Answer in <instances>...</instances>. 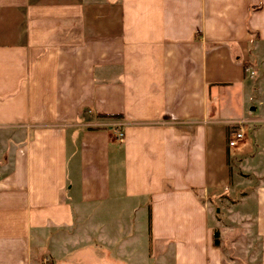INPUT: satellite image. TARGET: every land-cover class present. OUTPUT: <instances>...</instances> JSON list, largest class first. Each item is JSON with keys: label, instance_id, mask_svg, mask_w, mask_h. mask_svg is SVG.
Instances as JSON below:
<instances>
[{"label": "crops", "instance_id": "obj_1", "mask_svg": "<svg viewBox=\"0 0 264 264\" xmlns=\"http://www.w3.org/2000/svg\"><path fill=\"white\" fill-rule=\"evenodd\" d=\"M221 210L264 264V0H0V264H229Z\"/></svg>", "mask_w": 264, "mask_h": 264}, {"label": "rangeland", "instance_id": "obj_2", "mask_svg": "<svg viewBox=\"0 0 264 264\" xmlns=\"http://www.w3.org/2000/svg\"><path fill=\"white\" fill-rule=\"evenodd\" d=\"M224 202V201H223ZM119 211V204H112V208L110 211H108V218L110 219H113L114 215ZM221 210L219 214L220 217H223V218H220L219 219V223L217 224V229H221V230H226V234H225V243L226 245H228V241L231 237H233V235H240V237H238V240L235 242V244L232 246L233 248V251H234V254L236 255L235 259H227V262L229 264H246L247 263V258H246V254H247V248H250V246L248 247V245L251 243V242H247L245 239H246V232L244 231H234L233 234H230L229 232L231 230L230 229V224H228L227 222V219H226V215L224 217V214L226 213V211H223ZM228 213V212H227ZM240 229V227H239ZM146 226L145 224H142L141 226V243L140 245H138V249L137 251L141 253V260L144 259V257L146 258V256H148L147 254L149 253V242L147 241V238H146ZM220 235V233H219ZM242 235V236H241ZM253 250H252V254H254V256L258 253V244L256 242H253ZM251 245V244H250ZM146 255V256H145ZM257 259L256 258H252V260L250 261H256ZM45 263V261H43ZM143 264H146V260L144 259V261H142ZM251 262V263H252Z\"/></svg>", "mask_w": 264, "mask_h": 264}, {"label": "built area", "instance_id": "obj_3", "mask_svg": "<svg viewBox=\"0 0 264 264\" xmlns=\"http://www.w3.org/2000/svg\"><path fill=\"white\" fill-rule=\"evenodd\" d=\"M243 136V128L241 126H237V129L230 133L227 141L228 146H234L237 141H239ZM118 137H121V133H118Z\"/></svg>", "mask_w": 264, "mask_h": 264}, {"label": "trees", "instance_id": "obj_4", "mask_svg": "<svg viewBox=\"0 0 264 264\" xmlns=\"http://www.w3.org/2000/svg\"><path fill=\"white\" fill-rule=\"evenodd\" d=\"M112 117L114 118V117H117V116L113 115ZM212 242H213L214 245H217V243H218V241H217V231L216 230H214L212 232Z\"/></svg>", "mask_w": 264, "mask_h": 264}]
</instances>
